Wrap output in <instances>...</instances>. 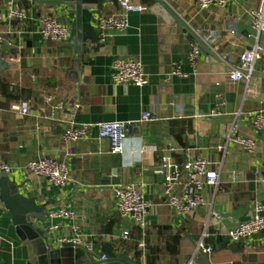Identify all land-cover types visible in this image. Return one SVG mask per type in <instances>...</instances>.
<instances>
[{
  "label": "crops",
  "instance_id": "0c3cea01",
  "mask_svg": "<svg viewBox=\"0 0 264 264\" xmlns=\"http://www.w3.org/2000/svg\"><path fill=\"white\" fill-rule=\"evenodd\" d=\"M132 1L146 9L130 13L129 26L110 30L101 47L88 42L79 82L71 76L77 48L40 33L45 18L71 26L74 14L40 7L35 0H16L2 13L6 21L10 9L22 10L27 17L17 26L0 25L11 46L2 51L9 66H0V164L11 168L4 174L22 186L25 196L46 206L48 216L38 226L46 231L51 248L81 236L93 248L81 246L100 259L105 257L102 244L109 243L141 264H195L199 254L212 264H264L263 233L238 242L224 235L251 216L256 202H264V130L253 124L254 113L264 111V33L252 28L250 17L257 0H232L204 9L197 0H166L197 34L216 41V56L201 51L196 65L189 59L193 43L188 33L152 12V0ZM119 12L117 0L106 1L102 16ZM256 43L263 52L252 80H232L230 71L239 64L240 54ZM117 58L141 61L147 84L115 83ZM48 94L80 102L81 107L52 113L45 100ZM25 102L28 114L21 111ZM146 111L153 117L141 122ZM112 121L129 126L119 153L99 136L97 124ZM86 124L88 140L65 139L67 127ZM232 129L255 137L257 150L248 153L230 141ZM166 155L181 169L197 157L217 164L218 185L204 189L207 204L191 215L180 216L162 205L164 176L157 169ZM46 156L67 163V185L31 173L28 162ZM118 184H134L149 202L146 229L119 212L113 191ZM67 206L75 212L73 218L51 216ZM207 230L219 233L209 238L213 252L197 253ZM36 260L31 242L19 236L0 200V264Z\"/></svg>",
  "mask_w": 264,
  "mask_h": 264
},
{
  "label": "built area",
  "instance_id": "2783aa9c",
  "mask_svg": "<svg viewBox=\"0 0 264 264\" xmlns=\"http://www.w3.org/2000/svg\"><path fill=\"white\" fill-rule=\"evenodd\" d=\"M232 0H197L200 8H208L211 5L224 6ZM121 12L109 16H102L96 22V28L99 36L104 40L110 30L122 31L129 26L128 15L132 12H142L146 9L142 4L134 3L132 0H117ZM251 26L258 33H264V0H257L256 6L250 12ZM6 18L8 21L19 19L25 21L26 14L22 10H7ZM40 33L45 39L60 43L68 40L70 35V26L53 17L44 19ZM199 35V34H198ZM202 40L207 43L216 53V41L210 36L199 35ZM0 41L10 43L8 34L0 32ZM263 49L259 43L253 47L245 49L240 54V62L237 66L231 68L230 78L234 81L250 82L255 72L256 62L261 59ZM201 49L197 43H193L189 52V59L192 64L196 65L200 57ZM112 77L115 83H134L138 86L147 84V75L144 65L141 61L135 59L117 58L113 63ZM178 71V70H177ZM46 102L51 105L52 113L72 107L78 110L81 107L80 102L67 103L64 99L58 98L53 94L46 96ZM23 114L30 112L28 103L21 105ZM153 117L150 111L143 112L140 118L141 122L149 121ZM253 124L256 130H264V111L258 110L254 113ZM99 128V136L106 138L111 143V149L114 153L123 150V140L128 129V124L121 121L100 122L97 124ZM64 137L67 141L88 140L89 125L80 127L69 126L65 129ZM229 140L241 146L248 153H254L258 144L255 137L240 136L231 130ZM224 146H220L222 150ZM169 149L173 150V147ZM27 167L32 174L42 176L57 186H65L70 180V171L65 161L55 157L46 156L28 162ZM11 168L8 164H0V172L10 173ZM157 172L164 176L163 190V206L173 208L180 216H188L196 210L207 204L204 195V189L210 185H218L220 173L217 164L209 158L197 157L185 162L184 168H179L169 156H164ZM115 194L116 206L123 217L132 218L134 222L146 229L148 225V214L150 204L144 198L143 193L134 184L124 185L118 184L113 187ZM51 216L56 218H73L75 212L70 206L60 208L51 212ZM264 230V202L258 201L254 206V212L249 219L239 222L234 228L224 232L230 240L238 242L251 238ZM219 234L218 232L215 233ZM205 231L202 238L197 243V253L204 252L210 254L213 247L209 244V238L215 235ZM128 232L124 233L127 237ZM72 241L79 245H84L87 249L93 248L92 242L84 240L81 236H77ZM208 242V247L206 244ZM105 259V257H103ZM189 264H193L190 262Z\"/></svg>",
  "mask_w": 264,
  "mask_h": 264
},
{
  "label": "water",
  "instance_id": "95a60500",
  "mask_svg": "<svg viewBox=\"0 0 264 264\" xmlns=\"http://www.w3.org/2000/svg\"><path fill=\"white\" fill-rule=\"evenodd\" d=\"M16 0H0V25L17 26L21 21H6L1 16L8 6ZM40 7L48 6L63 9L74 14L70 26L68 41L77 48V60L71 76L79 82L80 67L88 42L101 47L103 42L96 28L95 20L102 17L106 1L114 0H35ZM150 10L162 16L168 23L177 24L188 33L192 43H197L203 53L216 56L210 46L177 14L166 0H152ZM3 49L11 50L7 42L0 41V66L7 67ZM261 177L264 176L261 174ZM21 185L10 180L8 175L0 172V200L10 212L19 236L29 240L37 256L33 264H141L125 252L117 253L109 243L102 244L105 259L97 258L84 247L72 241L62 242L59 247L51 248L46 231L38 226L48 216L45 205L38 204L35 198H29L21 192ZM249 219V218H247ZM264 234V230L262 231ZM208 247V242L206 244ZM195 264H212L204 255L199 254Z\"/></svg>",
  "mask_w": 264,
  "mask_h": 264
}]
</instances>
